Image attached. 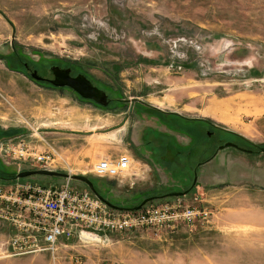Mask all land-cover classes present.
<instances>
[{
  "label": "rangeland",
  "instance_id": "374dc122",
  "mask_svg": "<svg viewBox=\"0 0 264 264\" xmlns=\"http://www.w3.org/2000/svg\"><path fill=\"white\" fill-rule=\"evenodd\" d=\"M23 62L41 73L72 67L110 102L40 83ZM230 140L253 153L226 147L198 166ZM19 141L49 159L32 168L0 155V264H264V0H0V144ZM128 151L125 177L93 174ZM31 169L84 175L125 208L184 192L195 172L186 195L146 204L180 200L211 215L192 226L85 228L54 252L18 254L9 243L16 184L68 180L91 192L63 177L16 178Z\"/></svg>",
  "mask_w": 264,
  "mask_h": 264
},
{
  "label": "built area",
  "instance_id": "2783aa9c",
  "mask_svg": "<svg viewBox=\"0 0 264 264\" xmlns=\"http://www.w3.org/2000/svg\"><path fill=\"white\" fill-rule=\"evenodd\" d=\"M176 68L181 69L178 65ZM31 151V146L23 141L16 145L0 144L1 156L6 158L11 152L10 155L20 161L30 160L32 168L36 167L35 160L49 159V156H36ZM132 161L131 155L124 152L116 158H102L93 165L92 171L97 177L118 180L133 170ZM14 189L17 196L11 199V205L15 211L10 214L15 219L16 232L9 243L13 252L18 254L43 250L54 252L61 238L86 235L85 228L112 231L139 227L158 229L163 225L172 228L179 223L192 226L195 222L207 221L211 215L207 207L182 204L180 200L173 204H145L137 210L112 209L92 196L90 191L72 188L68 180L60 188L21 183Z\"/></svg>",
  "mask_w": 264,
  "mask_h": 264
},
{
  "label": "water",
  "instance_id": "95a60500",
  "mask_svg": "<svg viewBox=\"0 0 264 264\" xmlns=\"http://www.w3.org/2000/svg\"><path fill=\"white\" fill-rule=\"evenodd\" d=\"M51 71L53 74V78L48 80V81L54 87H68V88L72 89L75 93H77L83 99L91 100V101H93L99 105H102V106H106L108 104L109 101L107 99L106 92L103 91L102 89L98 88L97 86H95L91 82V80L89 78H87L84 74L78 73L75 76H71L70 75L71 69L69 67L61 68L59 66H52ZM31 77L35 80L42 79V77L39 76L36 71L31 73ZM229 146L234 147V148L241 150V151H246V152L251 151V150H246V149H244V148H242V147H240L237 144L232 143V142H226L225 144L219 146L218 149H224V148L229 147ZM260 151L264 152V147H260ZM34 175H46V176L70 178L72 180H77V181L83 182L84 184H86L88 186V188L91 190V192L100 201L105 203L110 208L117 209V210H123L124 209V208L119 207L115 204H112L111 202H109L108 200L103 198L95 190L93 182L84 175H78V174L69 175L68 173H65V172L53 171V170H48V169H31V170H25V171L18 172L16 174V178H24V177H28V176H34ZM196 179H197V175L194 172L193 183H192L191 187H193L196 184ZM190 188H188L184 192H168V193H165L161 196H150V197L144 198L138 205L133 207V209H136V210L140 209L147 202H150V201L157 199V198L172 197V196L179 197V196L186 195ZM126 210H131V209L126 208Z\"/></svg>",
  "mask_w": 264,
  "mask_h": 264
},
{
  "label": "flooded vegetation",
  "instance_id": "af4514ba",
  "mask_svg": "<svg viewBox=\"0 0 264 264\" xmlns=\"http://www.w3.org/2000/svg\"><path fill=\"white\" fill-rule=\"evenodd\" d=\"M52 66H59V67H61V68H67V67H69V66H66V65H60V64H56V63H53V64H51L49 67H48V69H47V71L45 72V73H41V70H40V68H38V67H36V66H34V65H29V63L28 62H23L22 63V67L24 68V70L27 72V74L31 77V73L32 72H34V71H36L37 72V74L39 75V76H41L42 77V79H40V80H37L38 82H40V83H43V84H48V85H51V86H53L48 80H50V79H52L53 78V74H52V71H51V67ZM70 69H71V72H70V75L71 76H75V75H77L78 73L77 72H75V70L72 68V67H69ZM54 87V86H53ZM56 88V87H55ZM58 88V87H57ZM60 88V87H59ZM63 88H67V89H69V90H71L72 92H74L72 89H70V88H68V87H63ZM75 93V92H74ZM77 96H78V98H80V99H83V98H81L77 93H75ZM107 99H108V101L110 102V98L109 97H107ZM85 100H87V101H90V102H93V101H91V100H88V99H85ZM109 102H108V104H109ZM93 103H95V102H93ZM97 104V103H96ZM107 104V105H108ZM97 105H99V104H97ZM106 105V106H107ZM99 106H101V107H106V106H102V105H99ZM216 132H220V133H222V131H223V128L222 127H220V126H216ZM224 133V132H223ZM227 141H229V140H227ZM230 142H233V143H235V144H237L236 142H234V141H232V140H230ZM238 145V144H237ZM220 146V145H219ZM218 146V147H219ZM229 147H231V146H229ZM231 148H234V147H231ZM244 149H246V148H244ZM220 150H223V149H218V150H216V151H214L213 152V154L205 161V162H200V164L198 165V166H201L202 164H204V163H206V162H209L210 160H212V159H214L215 157H216V155L218 154V152L220 151ZM246 150H250V149H246ZM244 152H246V151H244ZM253 151L251 150L249 153H252ZM248 153V152H247ZM197 175V174H196ZM196 185V184H195ZM193 188V187H192ZM192 188H190V189H192ZM189 189V190H190ZM189 192V191H188Z\"/></svg>",
  "mask_w": 264,
  "mask_h": 264
},
{
  "label": "trees",
  "instance_id": "16d2710c",
  "mask_svg": "<svg viewBox=\"0 0 264 264\" xmlns=\"http://www.w3.org/2000/svg\"><path fill=\"white\" fill-rule=\"evenodd\" d=\"M81 100H83V99H81ZM94 104H96V103H94ZM97 105V104H96ZM99 106V105H98ZM101 107V106H100ZM177 115V114H176ZM175 115V116H176ZM176 117H178V118H180V116H179V114L176 116ZM253 153V152H252ZM13 178H15V176H12ZM94 188H95V186H94ZM95 190H96V188H95ZM97 191V190H96ZM99 193V192H98ZM120 207V206H119ZM135 207V206H134ZM122 208H124V209H126L125 207H122ZM129 209H133V207H131V208H129Z\"/></svg>",
  "mask_w": 264,
  "mask_h": 264
},
{
  "label": "crops",
  "instance_id": "0c3cea01",
  "mask_svg": "<svg viewBox=\"0 0 264 264\" xmlns=\"http://www.w3.org/2000/svg\"><path fill=\"white\" fill-rule=\"evenodd\" d=\"M231 44L228 45V47L230 46ZM227 48V47H226ZM198 120H204V118H200V117H197ZM129 153V151H128ZM131 154V153H130Z\"/></svg>",
  "mask_w": 264,
  "mask_h": 264
},
{
  "label": "bare ground",
  "instance_id": "6f19581e",
  "mask_svg": "<svg viewBox=\"0 0 264 264\" xmlns=\"http://www.w3.org/2000/svg\"><path fill=\"white\" fill-rule=\"evenodd\" d=\"M93 238H95V237L93 236Z\"/></svg>",
  "mask_w": 264,
  "mask_h": 264
}]
</instances>
